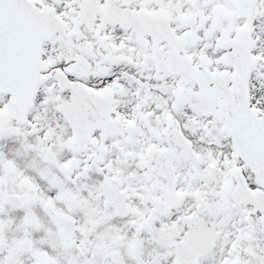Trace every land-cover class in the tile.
I'll return each mask as SVG.
<instances>
[{
  "label": "snow or ice",
  "instance_id": "obj_1",
  "mask_svg": "<svg viewBox=\"0 0 264 264\" xmlns=\"http://www.w3.org/2000/svg\"><path fill=\"white\" fill-rule=\"evenodd\" d=\"M0 264H264V0H0Z\"/></svg>",
  "mask_w": 264,
  "mask_h": 264
}]
</instances>
